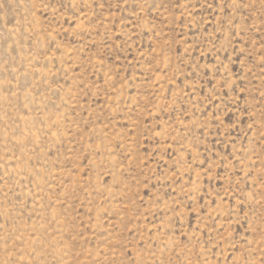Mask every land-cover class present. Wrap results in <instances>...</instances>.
<instances>
[{
	"label": "rangeland",
	"instance_id": "374dc122",
	"mask_svg": "<svg viewBox=\"0 0 264 264\" xmlns=\"http://www.w3.org/2000/svg\"><path fill=\"white\" fill-rule=\"evenodd\" d=\"M0 264H264V0H0Z\"/></svg>",
	"mask_w": 264,
	"mask_h": 264
}]
</instances>
